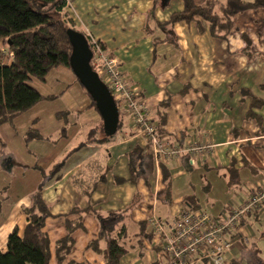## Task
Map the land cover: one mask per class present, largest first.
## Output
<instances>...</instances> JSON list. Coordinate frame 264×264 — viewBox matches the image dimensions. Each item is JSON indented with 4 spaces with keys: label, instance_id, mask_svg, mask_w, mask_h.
<instances>
[{
    "label": "crops",
    "instance_id": "obj_1",
    "mask_svg": "<svg viewBox=\"0 0 264 264\" xmlns=\"http://www.w3.org/2000/svg\"><path fill=\"white\" fill-rule=\"evenodd\" d=\"M192 1L215 14L227 2ZM71 2L68 15L75 28L103 44L125 82L142 94L152 121L158 125L165 114L166 140L212 148L196 154L194 165L185 154L163 162L170 179L165 191L161 162L154 161L152 148L125 112L115 136L97 143L99 133L94 139L89 134L102 128V120L69 69L54 68L43 82L31 79L29 86L43 96H55L62 89L56 97H64V105L61 112L57 107L45 115L38 103L34 114L26 111L0 126V178H17V191H9V200L0 195V251H6L14 228L22 233L27 224L23 210L39 193L48 210L42 229L50 243L48 264H59L55 243L68 234V225L79 222L83 228L72 232L74 245L65 264H105L89 244L103 250L120 227L125 229L126 250L121 264H165L162 240L148 227L149 216L168 224L182 210L193 211L190 202L223 220L226 210L241 205L249 190L264 186V106L252 107L253 100L264 101V7L236 14L226 39H219L199 18L167 29L159 26L183 11L182 0ZM28 127L47 139L26 144ZM14 139L23 149L21 156L7 148L5 152L3 145ZM231 175L237 178L228 184ZM4 188L0 182V191ZM73 209L81 212L67 215ZM109 213H121L122 222L115 232L102 233L99 219ZM230 240L224 264H264L259 255L264 209L248 216Z\"/></svg>",
    "mask_w": 264,
    "mask_h": 264
},
{
    "label": "trees",
    "instance_id": "obj_2",
    "mask_svg": "<svg viewBox=\"0 0 264 264\" xmlns=\"http://www.w3.org/2000/svg\"><path fill=\"white\" fill-rule=\"evenodd\" d=\"M164 1L167 3L168 0ZM182 1L184 2L183 11L172 15L167 24L159 26L164 29L167 25L173 26L179 22L189 23L199 18L207 22L210 35L213 38L219 39H226L232 29L233 17L236 14L264 7V0H254L253 3H244L241 0H227L220 14H215L208 6L195 5L192 0ZM71 10V0H0V126L11 122L14 118L28 111L39 102L53 99V97L42 96L37 90L29 86V82L32 78L43 82L46 75L57 67L71 70L69 66L71 45L67 36L68 29L82 33L88 41L89 48L91 51H94L91 41L94 39L89 38L75 28L68 15V11L71 12ZM99 44L104 49L103 44L101 42ZM90 64L92 69L96 71L97 69L92 62ZM121 76L124 83H126L122 71ZM127 87L132 88L128 84ZM85 94L88 96L91 106L96 110L90 96L86 92ZM141 97L142 94L139 91V97L136 102L138 100L141 101ZM115 103L118 106L117 101ZM253 106L256 108L264 106V101L253 100ZM118 110L119 120L116 133L122 125L121 112L127 114L132 124V114L127 110L120 109L119 106ZM158 122L159 124L156 125L157 134L159 141L162 142L163 140L161 139L165 138L163 133L165 114L161 115ZM132 126L134 127L133 124ZM96 133H99L98 139H94L96 138L94 137ZM89 136V138H93L97 143H104L112 138V136L106 137L102 132V128L100 130L93 129ZM23 139L27 144L32 140H46L47 138L41 137L34 129H28ZM182 142V139H175L173 142L166 140V138L164 140V143L178 148L184 147ZM148 145L150 144L148 143ZM160 162L163 180L166 184L165 191H169L170 179L167 177V172H165V164L162 161ZM229 178L228 184H233L237 177L231 175ZM259 188L261 187L249 190L243 202L250 196L251 191ZM188 204L193 211L198 210L195 205L193 206L190 202ZM241 205L232 208H239ZM229 209L226 210L225 215L230 213ZM263 209L264 205H261L258 210L246 214L228 236L229 240L231 237H234L240 224L248 216L256 215ZM23 212L27 217V224L21 234L17 228H14L8 235L6 251H0V264H48L50 259V243L48 237L42 231L44 222L48 217V210L39 193L32 197V204L24 208ZM79 212L81 211L73 209L67 215ZM121 222V213H109L105 218L99 219L100 231L102 233L115 232L116 227ZM82 228L80 222L72 227L68 225V234L56 241L55 254L59 264H65V259L74 245V240L71 236L72 232ZM140 229L142 230L140 233L144 235V224L140 225ZM124 234V227H120L116 230L114 237L109 238L103 250H100L98 244L94 242L90 243L89 247L104 258L105 264H121V259L126 252L122 244ZM230 243L231 246L224 256L232 247L231 240ZM250 263L254 264L251 261Z\"/></svg>",
    "mask_w": 264,
    "mask_h": 264
},
{
    "label": "built area",
    "instance_id": "obj_3",
    "mask_svg": "<svg viewBox=\"0 0 264 264\" xmlns=\"http://www.w3.org/2000/svg\"><path fill=\"white\" fill-rule=\"evenodd\" d=\"M91 41L94 50L91 62L97 69L95 72L110 90L119 108L132 114L131 122L137 133L151 145L155 162H167L185 154L194 165L196 154L211 150L210 145L187 142L183 148H178L159 141L156 124L148 112H145L141 101L136 102L139 90L127 87L116 60L108 57L97 40ZM261 205H264V186L251 191L239 208H230V213L225 215L223 221H218L205 212L185 209L168 224H163L158 217L151 215L147 219V225L162 240L161 256L165 259V264H195L197 260L224 264V254L231 246L228 236L246 214L258 210Z\"/></svg>",
    "mask_w": 264,
    "mask_h": 264
},
{
    "label": "water",
    "instance_id": "obj_4",
    "mask_svg": "<svg viewBox=\"0 0 264 264\" xmlns=\"http://www.w3.org/2000/svg\"><path fill=\"white\" fill-rule=\"evenodd\" d=\"M67 36L71 45L70 69L79 84L90 96L102 120V132L106 137L115 135L119 120V110L109 89L101 81L90 64L92 51L86 37L68 29Z\"/></svg>",
    "mask_w": 264,
    "mask_h": 264
},
{
    "label": "rangeland",
    "instance_id": "obj_5",
    "mask_svg": "<svg viewBox=\"0 0 264 264\" xmlns=\"http://www.w3.org/2000/svg\"><path fill=\"white\" fill-rule=\"evenodd\" d=\"M71 71V70H70ZM72 73V71H71ZM32 83H35L37 82L38 80L37 79H34L32 78ZM31 83V84H32ZM38 83V82H37ZM50 86H47V88H49ZM34 89V88H33ZM36 90V89H35ZM62 89H58V91L56 92V95L55 96H45V97H53V99H50V100H43L39 103H41L40 105H42V107L40 108L41 109V112L43 114H49V111L53 110L52 108H57V112H61L62 110V107L64 105V97H56L58 96L59 94L62 93ZM51 94V93H50ZM48 95V94H47ZM43 96V95H42ZM57 99V100H56ZM34 107H32L31 109H29L26 113L27 115H31V114H34L35 111H33ZM63 113V112H62ZM25 115V112L24 114L22 113V116ZM21 116V115H20ZM33 116V115H32ZM36 117H33L32 118V121H35ZM13 121V120H12ZM11 121V122H12ZM11 122H7V123H4L5 125L6 124H9ZM20 124V122H19ZM3 125V124H2ZM16 126V124H14ZM21 127V126H19ZM29 129H33V127H28ZM115 135H113L112 137H114ZM163 140V139H161ZM164 141V140H163ZM162 141V142H163ZM6 144V143H5ZM4 146V149H5V152H7V150H9V153H14L16 155H19L21 156V154H23V149L21 147H19L17 145V140L14 139V141L12 142L11 145H3ZM7 148V150H6ZM4 154L3 151H0ZM27 152V151H26ZM8 172V171H7ZM6 180H1L0 178V182L3 183L5 185V188L3 191H0V195L1 196H5L6 199H5V202H7L9 200V191L13 188V189H16V181L15 179H17L16 177H5ZM17 191V189L15 190ZM3 192V193H2ZM17 193V192H16ZM19 194V193H17ZM189 210V209H187ZM198 211H201V210H198ZM201 212H205V211H201ZM262 254V260H263V263H264V240L261 241V245H260V248H259V255Z\"/></svg>",
    "mask_w": 264,
    "mask_h": 264
}]
</instances>
